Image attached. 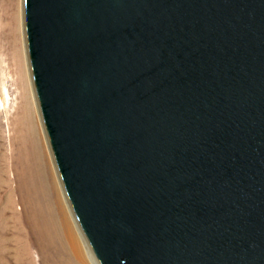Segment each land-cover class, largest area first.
<instances>
[{
	"label": "water",
	"instance_id": "95a60500",
	"mask_svg": "<svg viewBox=\"0 0 264 264\" xmlns=\"http://www.w3.org/2000/svg\"><path fill=\"white\" fill-rule=\"evenodd\" d=\"M32 85L98 264H264V0H22Z\"/></svg>",
	"mask_w": 264,
	"mask_h": 264
},
{
	"label": "bare ground",
	"instance_id": "6f19581e",
	"mask_svg": "<svg viewBox=\"0 0 264 264\" xmlns=\"http://www.w3.org/2000/svg\"><path fill=\"white\" fill-rule=\"evenodd\" d=\"M9 2L11 3L9 4ZM6 5L9 6L8 9L13 11L12 17L8 18L11 27H13L15 19L17 17L22 18V1L20 5L21 9L17 3L16 6H18V9H16V11L14 9L15 5L11 0H8ZM15 14L17 15L16 18H14ZM19 26L21 27V25ZM15 28H17V26H15ZM23 31L24 27L22 23L21 45L23 47L21 46V52L15 50V44L11 43V45L15 47L13 57L17 68V75L13 78H15L14 84H16V87L20 92L18 96L19 104L17 109L20 113V118L17 123L20 128H24L25 132H27V136L31 143L29 152L34 163L33 165H30V161L26 159V157H22L24 158L22 162L28 167V174H31V167H33L31 175H34V177H31L30 175L29 177H25L21 173L16 174V186L9 189L8 196L10 197L13 193L20 195L23 206L25 207L26 212L28 211V223L31 224L30 227L33 229V233L32 231L30 232L36 237V241L41 244L39 247L40 249L43 248V254L49 252V250L54 251L50 253L52 256V263L98 264V262L91 256L92 254L87 246V243H85L86 241L80 229H78L79 227L75 217H73L70 205L67 203L68 200L65 196V192L62 190L63 186L58 176V171L54 163L47 138L45 137L46 134L40 113L38 111L39 108L36 97H34L35 93L33 85L31 84L32 79L29 72L30 68L27 59V50ZM16 33L18 34V32ZM11 38H14V42L16 43V37L11 36ZM0 94L4 97L7 95L3 88H0ZM10 199L7 200V203H14Z\"/></svg>",
	"mask_w": 264,
	"mask_h": 264
},
{
	"label": "rangeland",
	"instance_id": "374dc122",
	"mask_svg": "<svg viewBox=\"0 0 264 264\" xmlns=\"http://www.w3.org/2000/svg\"><path fill=\"white\" fill-rule=\"evenodd\" d=\"M11 1L14 3L16 11L22 0ZM7 3L8 0H0V88H3L7 94L6 97L0 94V106H3L0 107V264H54L50 255L54 251L49 250L45 253L49 255L43 254V248L40 249L39 247L41 244L36 241V237L32 234L33 229L28 223V211L26 212L20 195L13 193L10 197L8 196L9 189L16 186V174L21 173L25 177H29V175L34 177L31 175L33 167H31V174H28V167L23 164L24 158L22 157H26L30 161V165H33L34 162L29 152L31 143L27 132L24 128H20L17 123L20 118V113L17 110L20 92L14 84L15 78H13L17 75L13 57L14 48L16 47L15 50L21 52L22 46V20L15 14L16 23L14 22L13 27H11L8 18L12 17L13 11L8 9ZM17 3L18 6H16ZM9 35L16 37V43L14 38L12 39ZM11 43H14L15 47ZM8 199L14 203L8 204Z\"/></svg>",
	"mask_w": 264,
	"mask_h": 264
}]
</instances>
